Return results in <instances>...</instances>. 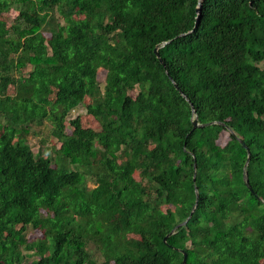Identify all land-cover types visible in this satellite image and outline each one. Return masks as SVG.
Listing matches in <instances>:
<instances>
[{
  "label": "trees",
  "instance_id": "16d2710c",
  "mask_svg": "<svg viewBox=\"0 0 264 264\" xmlns=\"http://www.w3.org/2000/svg\"><path fill=\"white\" fill-rule=\"evenodd\" d=\"M263 62L264 0H0V264H264Z\"/></svg>",
  "mask_w": 264,
  "mask_h": 264
},
{
  "label": "rangeland",
  "instance_id": "374dc122",
  "mask_svg": "<svg viewBox=\"0 0 264 264\" xmlns=\"http://www.w3.org/2000/svg\"><path fill=\"white\" fill-rule=\"evenodd\" d=\"M3 18L7 21L8 25L17 24L18 12L12 9L10 12L6 13L3 16ZM47 35H49V34H47ZM260 66L262 68H264V62L261 63ZM104 81H105V73L102 72L99 76V82H100L101 86H103ZM87 105H88V101H86L85 104H83L82 106L77 108L73 112L72 118H76L78 116V117H80L81 123H82L84 128H90V129L98 131V130H100L99 122L94 117L89 115V113L86 110ZM67 126H68L67 132H69L70 131L69 123L67 124ZM46 133L47 132H43V134L41 136L35 137V139L29 143L30 146L32 147V149L34 150V152L39 151V149L43 146H45V148H49L50 150H52V148H53V149H55V151L60 148V143L57 142L56 140L50 139V140H47L46 143L41 142L43 137L46 136ZM228 136H229V134L227 132L222 133L221 138L219 140V144L222 146L225 145V143L229 140ZM51 155L54 156L55 152H52ZM135 178L137 179V181H140L141 180L140 173H135ZM89 184H90V187L92 188L93 183L90 182ZM30 230L31 229H29V231ZM29 231H28V235L30 236V238H32V239L41 238L40 232H33V231L29 232ZM90 249H92V251L95 253V249L92 248L91 245H90ZM32 259H30V262L32 261Z\"/></svg>",
  "mask_w": 264,
  "mask_h": 264
},
{
  "label": "water",
  "instance_id": "95a60500",
  "mask_svg": "<svg viewBox=\"0 0 264 264\" xmlns=\"http://www.w3.org/2000/svg\"><path fill=\"white\" fill-rule=\"evenodd\" d=\"M198 10H199V9H198ZM155 53H156L157 57H159V53H158V50H157V49L155 50ZM175 86H176V88H178L176 84H175ZM214 123H215V122H214ZM214 123L199 124L197 117H195L194 120H193L194 128H197V127H205V126L212 125V124H214ZM240 142H241V144L243 145V147L246 148L247 151H248V155H249V156H248V161H247V164H246V166H247L248 163H249V160H250V152H249V150H248L246 144L244 143V141L240 140ZM244 180H245V184H246L247 188H248L251 192H253V189H252V187H251V184H250V182H249V178H248L247 174H245V176H244ZM197 201H198V195H197ZM196 206H197V202H196L195 208H196ZM195 208H194V209H195ZM193 211H194V210H193ZM186 223H187V222H184V223L178 225V226H177V227L171 232V234H174L175 231H176V229H178V228L181 227V226H184ZM186 257H187V256H186V254H185V255H184V261H183L184 264L186 263Z\"/></svg>",
  "mask_w": 264,
  "mask_h": 264
}]
</instances>
